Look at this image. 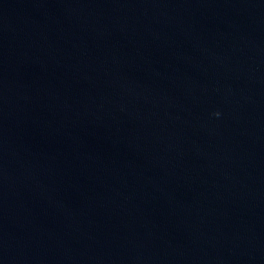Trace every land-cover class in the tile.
Segmentation results:
<instances>
[{
	"label": "water",
	"instance_id": "95a60500",
	"mask_svg": "<svg viewBox=\"0 0 264 264\" xmlns=\"http://www.w3.org/2000/svg\"><path fill=\"white\" fill-rule=\"evenodd\" d=\"M0 264H264V0H0Z\"/></svg>",
	"mask_w": 264,
	"mask_h": 264
}]
</instances>
